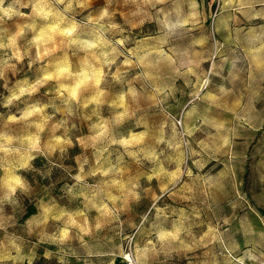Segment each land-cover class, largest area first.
Here are the masks:
<instances>
[{
    "label": "rangeland",
    "instance_id": "obj_1",
    "mask_svg": "<svg viewBox=\"0 0 264 264\" xmlns=\"http://www.w3.org/2000/svg\"><path fill=\"white\" fill-rule=\"evenodd\" d=\"M247 2V0H246ZM199 14V22L193 30H182L167 44L161 42L163 32L160 23L165 16L171 21L186 18L193 10ZM252 8L244 9L247 15L224 7V0H167V3L149 8L150 15L144 25H138L141 17H131L135 5L125 0H84V7L65 12V4L57 0H3L0 8H12L9 19L0 12V44H8L17 33V43L22 52L29 51L21 63L15 60L14 70L9 69L0 79V137L11 136L18 153H0V169H15L30 155H35L29 166L20 174L29 185L27 193L17 192L15 203L3 201L4 189L0 186V264H126V258L135 262L137 248L147 246L149 240L156 243V251L148 254L145 264H253L249 253L264 254V71L249 67L247 54L251 49L264 45V0H251ZM37 4L50 8L53 13L47 19L36 14ZM109 6L117 15L122 32L103 33L105 39L115 44L126 38V46L116 64L104 68L105 77L100 89L105 91L101 103H89L100 89L92 85L81 90L80 103H65L67 94L58 95L61 85H73L83 71L102 66L101 51H111L107 45L92 53L81 49L80 44H68L63 37H56V51L36 60V50L30 44L40 30L53 24L61 28L75 22L78 27L72 39L78 42L93 41L102 32L92 18L99 15L102 7ZM162 9L163 11H158ZM22 13V15H21ZM109 21H102L105 25ZM136 23V28L132 24ZM34 29V30H33ZM199 41V44H195ZM119 47V46H117ZM156 49L176 54V59H195V74L178 76L171 72L167 63L160 66L159 79L154 90L153 82L134 80L137 67L122 66L124 60H135ZM94 53V54H93ZM187 53V56H185ZM11 55L10 49H0V62ZM99 58V59H98ZM68 66L70 76L52 80L40 87L33 95H26L5 107L7 98L24 82L33 84L46 73L58 67ZM119 70L121 81L113 80ZM131 82L140 93L138 104L132 105L135 116L122 124L114 123L120 109L111 106L121 91ZM223 86L231 91L216 104L207 100L209 93L218 92ZM131 103V101H130ZM87 104V107L84 105ZM32 105L47 106L45 116L53 119L41 134L42 152H30L20 142L37 132L34 122H10L11 115L19 116ZM214 120L225 125L219 135L228 136L230 143L218 152H202L197 142L214 130L203 124ZM109 121L113 138L127 137L130 133H147L145 150H155L160 162L169 171L183 153L181 180L170 191L177 196L160 195L159 181L147 177L158 164L144 158V153L133 157L119 145L108 140L96 143L92 125ZM66 121L55 132L52 125ZM67 130V131H66ZM188 131L194 135L189 137ZM67 135L72 145H64V151L48 154L53 136ZM163 140L165 143H157ZM82 141V143H81ZM180 143L181 149L173 151L166 143ZM219 141H217V144ZM190 145V146H189ZM195 149L199 155H193ZM118 173L103 176L109 168ZM191 170L193 175L186 173ZM3 172L0 171V176ZM83 177L77 181L75 177ZM123 185H112V180ZM139 184L141 198H129L118 218L105 222L104 227L85 236L83 242L73 238L58 244L48 237L56 231L57 224L51 217L60 211L85 213L95 223L99 213L94 206L108 203L111 196H122ZM187 184L191 191H182ZM150 189L151 191H145ZM187 197V198H186ZM163 209V214L158 210ZM49 217V223L40 222ZM103 219V218H101ZM181 228L179 240L157 242L159 233ZM214 231L208 233V229ZM203 237V239H201Z\"/></svg>",
    "mask_w": 264,
    "mask_h": 264
},
{
    "label": "clouds",
    "instance_id": "obj_2",
    "mask_svg": "<svg viewBox=\"0 0 264 264\" xmlns=\"http://www.w3.org/2000/svg\"><path fill=\"white\" fill-rule=\"evenodd\" d=\"M57 2L59 4H65V0H57ZM128 2H131L133 5H135V10L129 15L131 17H141V19L138 21V25L142 26L145 24V18L150 15L148 9L156 8L157 5L165 4L167 3V0H125V3ZM2 3L3 0H0V4ZM74 3L77 7H84V0H67V4L64 9L65 12L72 11ZM111 4L112 0H108V5L110 6ZM109 6L102 7L100 9L99 15L95 18H92V22L99 25L100 30H102V32L98 34L96 40L78 42L77 40L72 39L78 27V25L73 22L64 28H61L60 24L50 25L47 28L40 30L39 33L36 34L30 41V44L36 50V60L43 59L45 56L56 51L57 36L63 37L65 40H67L68 44L79 43L81 49L89 53H92L93 50L100 48L101 45H107L110 47L111 51H101L99 54V56L102 57V66L100 68L92 67L90 70L83 71L79 74L73 85H61L60 89H58V95L64 96L67 94L65 103L69 105V115L71 114V105L80 103L81 90L88 85H92L93 87L100 89L105 77L104 68L108 67L110 69L112 65L116 64V60L119 58V56L123 55L119 49L126 46V38L117 39L115 44H112L111 41L105 39L103 34L110 31H123L121 25L114 22V18L117 13L115 11H110ZM191 7L193 10L186 18L171 21L167 18V16L164 17L160 23L159 29L163 32V37L161 38V42L163 44H167L170 39L176 37L177 34L182 30L187 29L191 31L195 25L198 24L199 14L197 11H195L197 5L193 3ZM224 7L232 8L236 12L247 15L244 9L252 8V3L251 0H247V2L246 0H224ZM35 11L37 15L42 16L45 19L54 14L61 16V22H63V19H65L62 14L58 12L53 13L50 8L46 9V6H41V4H37ZM158 11L162 12L163 10L159 9ZM0 12H2L3 15L9 19H11L12 15L14 14V10L12 8H0ZM106 20L109 21L106 25L101 23L102 21ZM138 25L134 23L132 24V27L136 28ZM23 34V32L17 33L10 39L8 44H0V49L11 50V55L6 56V58L0 62V79L5 78V73L7 70H14L16 68V64L11 63V61L15 60L17 63H21L23 62L24 58L29 55V51L22 52L17 43L18 37L22 36ZM194 43L198 45L199 41H195ZM185 56H187V53H185ZM247 59L249 61L250 67L249 75H251L252 68L264 71V45H262L260 48L251 49L247 54ZM121 63L122 66L126 68L137 67L141 69L142 71L138 72L136 76L133 77V79L152 81L154 90L157 93L162 91L160 88L155 86V81L159 79L157 73L160 71L161 64L167 63L171 72L178 76H184L186 74L194 75L195 69L198 67V62L195 59L189 58L187 60H180L178 62L175 53H171V50L169 52H165L163 49H156L144 54L143 56H140L138 59L124 60ZM70 75L71 73L69 67L63 66L58 67L55 72L44 74L41 79L37 80L33 84H28L27 81H25L23 86H18L17 89L12 92V94L7 98L4 106L8 107L13 104V102L20 100L26 95L35 94L38 92L40 87H43L49 81L60 80L61 78ZM113 80L117 83L121 81V74L119 73V70L116 73H113ZM230 91V89L220 86L218 88V92L209 93L206 98L212 104H216L222 99V97L227 96ZM104 95L105 91L100 89L97 95L92 97L89 103H101V97ZM139 95L140 93L137 91V89L132 86L131 82H129L127 90L121 91L118 94L117 99L111 105L120 109V111H118L114 117V123L122 124L126 120L135 116L136 113L132 105L138 104ZM87 106V104L84 105V107ZM46 107L47 106L32 105L26 110L22 111L19 116L11 115L8 117L10 122L28 121L33 117H39V120L34 122V127L37 130L36 134L34 136L26 137L25 140L20 142L21 144H26L30 152H42L40 147L41 134L45 132L49 122L53 119L51 116L44 115ZM65 123L66 121L61 122L60 124L52 125L53 132L62 127ZM202 123L210 126L214 131L209 133L204 139H201L197 142V147L200 149V151L218 152L229 145V137L226 135H219V133L225 128L223 123H218L214 120L208 119H205ZM92 129L95 132V135L91 138L94 142L99 143L104 140H108L111 145H119L130 156L136 157L140 153H144L145 159L158 164L157 170L147 177L149 182H151L153 179L159 181L160 195L153 193L154 200H159L163 194H168L169 196H177L179 194L176 191H170V187H174L176 183L181 180L182 176L185 175L181 167L182 163L184 162L183 153H181L180 158L177 159L176 167L169 171L164 167L163 163L160 162V155H162V153L158 154L155 150H145L144 145L147 139V133H130L127 137H120L119 139H116L110 135V126L109 121L107 120L93 124ZM187 135L191 137L194 135V132L188 131ZM217 141H219L218 144ZM157 143L159 144L165 142L163 140H158ZM64 145H72V140L70 137L67 135L53 136L52 144L47 149V152L48 154L55 153L57 150L63 152L65 150L63 147ZM166 147L170 150L176 151L181 149L182 145L180 143L173 144L171 142H167ZM19 151L20 149L18 147H14V139L11 136L0 137V153L12 154L18 153ZM192 152L193 155H199L195 149H193ZM35 159V155H30L28 160L15 169H0V171L3 172V175L0 176V186H2L4 189V195L2 197L3 201L15 203L13 198L16 196L17 192L22 191L27 193L30 190V185L27 179L20 173L29 166L32 160ZM119 171V169L113 167L104 170L101 174L103 176H109L110 174L118 173ZM186 175L188 177H192L193 173L191 170H189ZM75 179L77 181H81L83 177L77 175ZM111 183L112 185H119L121 188H123V185L119 180L114 179L111 181ZM139 187V184H133L132 187L128 189L127 192L122 196H111V206L108 203L94 206L99 213V217L95 223H92L88 216L83 212L70 213L66 211H60L58 214L51 217V220L56 222L57 228L56 231L48 237V239L58 244H65L70 242L75 237L83 242V238L85 236H91L94 231L101 230L102 227H104L105 222H110L118 218L119 213L123 211L122 207L116 206L118 201H123L124 204L128 203L129 198L139 201L141 198L140 192L137 191ZM185 190L191 191V188L185 184L182 191ZM145 191L151 190L145 189ZM158 211L163 214L164 210L159 209ZM40 223L47 225L49 223V217L45 216V218ZM213 231L214 230L212 228H209L206 235L213 233ZM180 235L181 228L177 227L172 231L159 233L156 237V241L163 243L167 240H179ZM201 239H203V237ZM156 250V243L151 240L147 242V246L144 248H137L135 251L136 264H145L148 254L155 252ZM247 259L253 261V264H264V254L257 256L253 253H249L247 255ZM238 264H244V259H240Z\"/></svg>",
    "mask_w": 264,
    "mask_h": 264
},
{
    "label": "bare ground",
    "instance_id": "obj_3",
    "mask_svg": "<svg viewBox=\"0 0 264 264\" xmlns=\"http://www.w3.org/2000/svg\"><path fill=\"white\" fill-rule=\"evenodd\" d=\"M128 260L130 261V263H128V264H132V259H130V258H126V259H125V262H123V261H122V262L127 264V261H128Z\"/></svg>",
    "mask_w": 264,
    "mask_h": 264
},
{
    "label": "built area",
    "instance_id": "obj_4",
    "mask_svg": "<svg viewBox=\"0 0 264 264\" xmlns=\"http://www.w3.org/2000/svg\"><path fill=\"white\" fill-rule=\"evenodd\" d=\"M122 263H123V262H122ZM128 263H130V261H129V260L127 261V264H128Z\"/></svg>",
    "mask_w": 264,
    "mask_h": 264
}]
</instances>
